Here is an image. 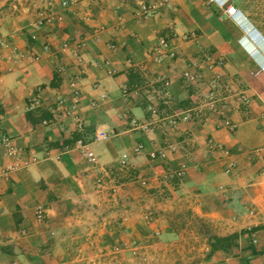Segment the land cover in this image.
<instances>
[{"label":"crops","instance_id":"obj_1","mask_svg":"<svg viewBox=\"0 0 264 264\" xmlns=\"http://www.w3.org/2000/svg\"><path fill=\"white\" fill-rule=\"evenodd\" d=\"M63 1L0 0L10 43L0 52V140L20 149L9 155L0 144V264L85 263L75 249L117 246L119 232L127 247L152 233L173 238L177 203L220 234L242 232L240 255L201 264H264V71L239 27L243 11L222 18L217 1L172 0L146 15L128 0ZM193 31L198 38H187ZM162 37L174 56L157 59ZM205 53L226 65L210 69ZM188 69L199 77L188 80ZM216 71L235 93L224 113L202 105V120L170 123L209 94ZM74 76L82 91L75 113L86 135L100 137L93 159L75 145L83 132L74 117L39 118L43 110L53 117ZM241 90L251 96L248 110ZM34 97L40 106L28 104Z\"/></svg>","mask_w":264,"mask_h":264},{"label":"rangeland","instance_id":"obj_2","mask_svg":"<svg viewBox=\"0 0 264 264\" xmlns=\"http://www.w3.org/2000/svg\"><path fill=\"white\" fill-rule=\"evenodd\" d=\"M128 1L141 5L150 0ZM203 1L204 6L208 7L214 3L212 0ZM231 1L264 32V0ZM194 32L196 37L187 35V38L197 39V32ZM257 60L262 63L264 56H259ZM173 207L175 210L173 219L179 228L173 238L165 239L158 233H152L142 239L139 245L127 247L122 238L123 233L119 232L117 246L102 249H75L77 255L82 253L87 257L85 263L81 261L79 264H201L219 254L233 257L240 255V244L237 247L229 244L230 242L235 244V240L225 241L216 238V236L225 237L233 233L220 234L216 231L214 224L192 216L180 203L174 204Z\"/></svg>","mask_w":264,"mask_h":264},{"label":"built area","instance_id":"obj_3","mask_svg":"<svg viewBox=\"0 0 264 264\" xmlns=\"http://www.w3.org/2000/svg\"><path fill=\"white\" fill-rule=\"evenodd\" d=\"M78 0H64L62 5L65 8L70 7L72 4L76 3ZM170 0H150L149 2H145L141 4V12H143L146 15L152 14L156 12L157 10L169 6ZM223 14L222 18H235L236 16H239L241 13V10L233 3V1L228 2L226 6H223ZM58 20H62L63 16L58 15ZM190 37L194 38L196 37L195 32H191L189 34ZM10 43L6 39V37L0 32V52L4 48L9 47ZM112 48H115L116 45L112 44ZM152 54L155 55L157 59H161L164 56H174V52L170 49V43L169 40L165 37L160 38L159 43L156 45V47L152 50ZM205 61L208 64V67L212 70L215 69H221L226 65V58L224 56H216L213 53H205ZM184 76L188 79H194L196 77H199L197 73H193L191 70H186L184 73ZM161 80L163 84L166 86L168 84V81L164 78L157 79ZM153 83L156 82V79H152ZM234 90L231 84L225 80H223L221 73L219 71H216L213 75V78L211 80V87L209 94L204 97L200 104H197L196 106H193L191 108H188L184 110L181 114L176 113L169 117L170 123H176L179 121H191V120H202L203 110L202 105H209L211 107V110L213 111H219L221 114L224 113L225 108L230 102V99L232 96H234ZM240 105L244 109H249L251 105V96L247 93V91L241 90L238 93ZM82 99V91L80 88V77L74 76L69 81V94L58 99L56 107H52V119L44 120V124H50L55 120V117L59 118H68V117H74L77 120V126L78 130L82 131V135L78 137L75 140V145L79 147V149L82 151V153L90 158H94V152L90 149V145L93 141L99 140L100 137L96 134L94 136H88L85 134V125L83 120L79 115L75 113V110L79 107ZM40 99L38 97H34L32 99V107L40 106ZM225 124L228 128L231 130L237 129L238 125L236 122L232 121L230 118L224 119ZM0 144L4 146L5 152L9 155H17L20 153V149L14 144L13 139L9 136H3L0 140ZM209 147L211 150H224L222 147L217 145L214 141H209ZM140 146L136 148V150H139ZM152 158H158V157H165L166 152H156L152 151L150 153ZM185 172V165L179 169L176 174L178 177H181ZM44 208L38 207L36 210V215L38 219L42 220L44 218ZM17 264V263H14Z\"/></svg>","mask_w":264,"mask_h":264},{"label":"clouds","instance_id":"obj_4","mask_svg":"<svg viewBox=\"0 0 264 264\" xmlns=\"http://www.w3.org/2000/svg\"><path fill=\"white\" fill-rule=\"evenodd\" d=\"M217 1L219 5L226 6L230 0H212ZM245 26H240L246 34V37L251 39V43L255 45L254 52L258 53L259 56H264V32L261 30L259 26H257L250 18L246 15L243 17ZM256 44L258 46L256 47ZM259 62V61H258ZM261 69L264 71V61L262 63L259 62Z\"/></svg>","mask_w":264,"mask_h":264},{"label":"trees","instance_id":"obj_5","mask_svg":"<svg viewBox=\"0 0 264 264\" xmlns=\"http://www.w3.org/2000/svg\"><path fill=\"white\" fill-rule=\"evenodd\" d=\"M154 79H160V78H154ZM57 80H58V77L57 76H55L54 77V79H53V81L51 82V85L52 86H55L56 85V83H57ZM159 82H161L162 84H163V82L162 81H159ZM164 85V84H163ZM165 86V85H164ZM28 104L31 106V104H32V100H30V101H28ZM180 105H187V103L185 102V101H182L181 103H180ZM37 110H41V109H37ZM42 115H41V117H39V118H45V119H52V115L50 114V113H48V112H45V110H43L42 111V113H41ZM241 233L242 232H236V233H233V234H231V235H229V236H225V237H217L216 236V238H219L220 240H225V241H230V240H235V244H233V242H230L229 244L231 245H235L236 247L237 246H239V243H238V240H239V237H240V235H241Z\"/></svg>","mask_w":264,"mask_h":264}]
</instances>
